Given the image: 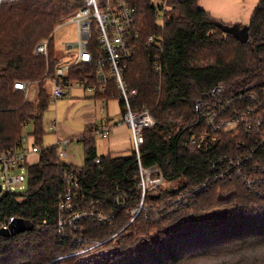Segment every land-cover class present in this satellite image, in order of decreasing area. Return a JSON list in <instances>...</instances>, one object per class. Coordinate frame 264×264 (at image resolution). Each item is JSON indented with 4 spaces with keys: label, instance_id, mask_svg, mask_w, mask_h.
Returning a JSON list of instances; mask_svg holds the SVG:
<instances>
[{
    "label": "trees",
    "instance_id": "1",
    "mask_svg": "<svg viewBox=\"0 0 264 264\" xmlns=\"http://www.w3.org/2000/svg\"><path fill=\"white\" fill-rule=\"evenodd\" d=\"M126 1L137 8L139 30L126 71L130 88L138 90L132 106L148 110L157 124L144 131L139 155L129 156L99 155L93 135L98 125L88 124L76 137L84 144L85 162L75 166L61 159L58 143L43 146L44 115L53 103L49 80L60 63L54 32L84 0H0V154L22 147L25 136L42 148L36 163H25L26 189L0 196V225L20 220L16 233L0 235V264H264V194L258 193L264 182L256 191L243 176L219 177L227 159L247 157L254 144L241 132H215L207 123V115L226 100L261 94L264 0L248 23L218 20L200 0ZM150 36L162 37V47L147 46ZM43 41H49L47 56L35 53ZM95 75L93 67L81 64L66 79L96 84ZM18 81L38 85L34 101L15 89ZM116 94L112 87L96 97L110 100ZM204 132L208 142L193 145L192 135ZM140 164L158 166L164 180L134 216L142 202ZM69 174L83 186L79 209L100 203L113 213L112 225L86 219L68 236L60 230ZM183 193L191 200L181 203Z\"/></svg>",
    "mask_w": 264,
    "mask_h": 264
},
{
    "label": "built area",
    "instance_id": "2",
    "mask_svg": "<svg viewBox=\"0 0 264 264\" xmlns=\"http://www.w3.org/2000/svg\"><path fill=\"white\" fill-rule=\"evenodd\" d=\"M165 5L160 7L161 12ZM137 8L130 5L126 0H84V6L69 17L68 21L78 26V37L75 42L65 43L67 50L76 48V54L71 62L60 61L56 75L50 78V92L53 101L70 95L74 89L83 91L90 96L107 95L114 87L117 94L111 99L122 106L121 121L126 124L134 136V151L139 155L140 147L144 143V131L154 127L157 123L148 110H135L132 101L137 97L138 90L130 88L126 80V71L136 51L135 43L139 38V30L136 26L135 15ZM49 41H43L36 47L38 55H48ZM153 44L162 47L163 38L150 36L147 46ZM81 64H87L96 71V84H89L87 80L66 79L69 71ZM155 68L160 69V59L157 58ZM38 85L31 82L18 81L15 83L16 90L25 92L29 101L36 96ZM35 87V88H34ZM104 109L108 104L107 98H101ZM56 123V122H55ZM207 123L213 131L241 132L253 142L250 153L237 162L227 159V166L219 172L220 178L229 177L233 174L243 176L250 189L260 190L261 182H264V87L261 94L253 91L232 97L216 111L207 115ZM113 129L112 123L98 125L93 132L96 138H107ZM208 133L192 135L191 143L197 147L208 142ZM215 140V138H213ZM23 145L17 150L0 154V171L4 174V185L1 192H14L13 187L27 182L26 161L31 154H38L42 148L33 145L32 139L25 136ZM71 140L64 138L58 142L59 156L67 157L66 148ZM216 168V165H214ZM252 172L254 175H252ZM164 180L163 173L158 166L145 168L139 166L137 191L141 194L142 202L139 208L133 210L137 216L144 207L147 194H155ZM70 187L61 197L60 230L68 236V230L79 229V223L86 219L98 221L103 225L113 224V213H107L100 207V203L93 201L85 204L87 207L79 209V196L83 193L80 180L73 174L67 176ZM206 186L197 188L200 191ZM74 194V188H80ZM5 189V190H4ZM264 194V191H258ZM186 197L188 194H185ZM185 195L182 198H185ZM83 196V195H82ZM135 218V217H134ZM9 228L8 222H2L0 229ZM85 231L84 228H81Z\"/></svg>",
    "mask_w": 264,
    "mask_h": 264
},
{
    "label": "rangeland",
    "instance_id": "3",
    "mask_svg": "<svg viewBox=\"0 0 264 264\" xmlns=\"http://www.w3.org/2000/svg\"><path fill=\"white\" fill-rule=\"evenodd\" d=\"M240 1V0H238ZM78 37V26L76 23H72L70 21H65L62 23L54 32L53 37V49L57 58L62 60V58H66L65 62H71L76 54V48L73 50H67L65 47V43L75 42ZM37 89V86L35 90ZM78 90V89H74ZM73 90V91H74ZM72 91V92H73ZM71 92V93H72ZM79 92V91H78ZM88 96V94H85ZM69 100H72L69 98ZM84 100V99H83ZM113 104V103H112ZM81 105H76L71 110L69 109V102L67 101H59L55 104L51 103L48 111L44 115V130L45 135L43 136V146L49 147L55 145L59 140L63 138H67L68 135L71 137V143L66 148L67 157L63 158V161L66 163L73 164L75 166H83L85 162V148L83 142L78 141L75 137L81 135L85 131V122L81 119ZM58 123V127L55 128L52 125V121L55 120ZM125 126V125H124ZM33 129V124H29L26 128V132H29ZM111 138H97V153L99 155H107L109 153V147L111 146ZM132 150L122 151V156L131 155ZM39 159L38 154H31L28 157L29 163H36ZM4 174L0 171V186L4 185ZM26 183L23 185H17L13 187L14 192H23L26 189ZM254 189L255 187L252 186ZM5 190V189H4ZM156 192L155 194H157ZM2 192H0V196ZM185 195L183 193L180 197L181 203L184 201L191 200L190 198H182ZM25 222H21L19 224L20 227L25 226ZM198 263V261H197Z\"/></svg>",
    "mask_w": 264,
    "mask_h": 264
},
{
    "label": "crops",
    "instance_id": "4",
    "mask_svg": "<svg viewBox=\"0 0 264 264\" xmlns=\"http://www.w3.org/2000/svg\"><path fill=\"white\" fill-rule=\"evenodd\" d=\"M258 1L259 0H200L199 5L201 8L209 11L216 19L225 23H248ZM65 60V57L62 58V61ZM36 96L32 101L35 100ZM69 98L72 100H69ZM59 101L69 102L70 110L73 107L75 108L76 105H81V119L84 120L85 127L88 124L101 125L108 122L113 124L110 136L106 138H111L112 142L110 143L109 152L122 155V151H134V136L131 129L121 121L120 111L122 106L120 104L110 99L104 109L101 98L90 95L87 96L81 90H74L70 95L53 101V103L55 102L56 104ZM52 125L55 128L58 127L56 119L52 121ZM67 139L71 140V137L68 135ZM59 141L58 139L57 143Z\"/></svg>",
    "mask_w": 264,
    "mask_h": 264
},
{
    "label": "water",
    "instance_id": "5",
    "mask_svg": "<svg viewBox=\"0 0 264 264\" xmlns=\"http://www.w3.org/2000/svg\"><path fill=\"white\" fill-rule=\"evenodd\" d=\"M221 28L225 29L226 31L229 30L228 27L223 26V24L219 23L218 24ZM0 192H1V187H0ZM17 222H20V220H16V219H11L9 222V228L7 229H0V235L2 236H10L14 233H16L18 231V226H17Z\"/></svg>",
    "mask_w": 264,
    "mask_h": 264
}]
</instances>
